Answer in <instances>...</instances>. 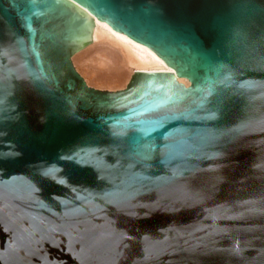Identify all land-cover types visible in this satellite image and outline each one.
I'll return each mask as SVG.
<instances>
[{
  "label": "water",
  "instance_id": "95a60500",
  "mask_svg": "<svg viewBox=\"0 0 264 264\" xmlns=\"http://www.w3.org/2000/svg\"><path fill=\"white\" fill-rule=\"evenodd\" d=\"M0 264H264V0H0Z\"/></svg>",
  "mask_w": 264,
  "mask_h": 264
},
{
  "label": "bare ground",
  "instance_id": "6f19581e",
  "mask_svg": "<svg viewBox=\"0 0 264 264\" xmlns=\"http://www.w3.org/2000/svg\"><path fill=\"white\" fill-rule=\"evenodd\" d=\"M89 45L72 58L88 84L103 86L117 83L126 86L135 71H173L161 64L157 54L108 30L106 23L94 21ZM92 52L97 53V59H88ZM89 60L93 62L89 63Z\"/></svg>",
  "mask_w": 264,
  "mask_h": 264
},
{
  "label": "rangeland",
  "instance_id": "374dc122",
  "mask_svg": "<svg viewBox=\"0 0 264 264\" xmlns=\"http://www.w3.org/2000/svg\"><path fill=\"white\" fill-rule=\"evenodd\" d=\"M90 46V45H89ZM88 48V47H86ZM97 53L96 52H92L91 55L88 57V59L92 58L93 60L96 58L97 59ZM76 55L73 56V58L75 57ZM93 60H89V63H92ZM73 62H74V59H73ZM75 64V63H74ZM76 66V65H75ZM77 68V66H76ZM78 69V68H77ZM79 71V70H78ZM80 72V71H79ZM81 73V72H80ZM82 74V73H81ZM83 75V74H82ZM84 77V76H83ZM85 78V77H84ZM87 81V80H86ZM93 87H96V88H100V89H111V90H116V89H122L124 88L125 86H122V85H119L117 83H113V84H109V85H94V84H89Z\"/></svg>",
  "mask_w": 264,
  "mask_h": 264
}]
</instances>
